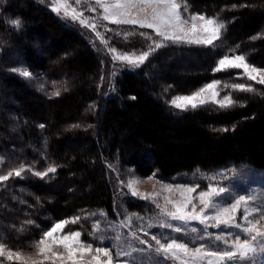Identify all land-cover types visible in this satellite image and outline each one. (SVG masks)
I'll return each instance as SVG.
<instances>
[{"label":"trees","instance_id":"trees-1","mask_svg":"<svg viewBox=\"0 0 264 264\" xmlns=\"http://www.w3.org/2000/svg\"><path fill=\"white\" fill-rule=\"evenodd\" d=\"M185 1L225 22L217 43L163 44L139 70L122 72L115 81V93L102 98L100 60L79 32L35 0H0V126H5L0 129V152L3 155L13 148L14 137L21 134L29 155L39 153L38 149L50 154L49 160L31 158L34 171L56 168L50 180H14L23 192L12 191L10 180L3 182L0 231L8 233L3 239L8 244L30 247L52 223L84 210L103 211L116 219L118 202L110 178L113 163L121 171L129 167L142 177L158 173L164 178L228 164L264 169V87L235 92V104L230 107L207 104L174 113L168 109L160 80L152 77L154 67L172 53H180L178 58L189 53L202 61L201 70L177 79L179 93L214 79L234 84L233 77L239 80L236 72L214 71L219 59L233 52L264 67V0ZM17 19L22 27L11 23ZM128 30L109 25L106 36L111 47L144 52L152 41H159L150 31L134 29L128 35ZM37 40L44 55L32 46ZM21 65L52 82L50 90L57 91L58 97L43 99L25 91L28 83L14 73ZM32 98L48 107L35 106ZM15 100L22 102V109L18 110ZM9 122L20 124L19 133L7 131ZM13 151L3 157L4 164H15L14 155L9 156ZM52 188L55 192L46 198ZM124 206L131 212L142 208L134 201H125ZM91 218L82 221L88 234L92 233Z\"/></svg>","mask_w":264,"mask_h":264},{"label":"rangeland","instance_id":"rangeland-1","mask_svg":"<svg viewBox=\"0 0 264 264\" xmlns=\"http://www.w3.org/2000/svg\"><path fill=\"white\" fill-rule=\"evenodd\" d=\"M35 1L42 7L52 12V14L63 24L79 32V34L83 36L85 40L90 44V46L98 56L102 66V79L100 86V94L102 98L109 97L115 93V81L122 72L127 70H139L144 64L147 63L153 53L151 52L145 63L139 65L138 67L127 63V61L114 59V56H120L124 54L130 56L132 54H135L136 56H139L143 52L120 51L115 48V53L110 51V49H112L113 47H111L110 45L111 42L107 38L106 32L109 25L115 24H111L108 21H104L102 19L103 9L96 4L95 0H61V3L63 5H66L67 7H61L59 12L53 10V8L57 6V0ZM107 2L111 3L112 0H107ZM177 2L181 4L180 11L182 17L185 19L189 18L193 14H203L208 18H216L218 21L225 24V22L222 21L219 17L208 16L203 11H199L198 8H195L194 6L190 5L185 0H177ZM137 11L138 10H133V15H136ZM148 11L150 18L151 10L149 9ZM73 12H75V14L79 17L78 19H72ZM137 18L143 19L145 17L141 14ZM80 19H86L89 24L94 23L96 25V30L93 31L90 27L82 25L80 23ZM200 23V21H196L197 25H199ZM116 26L129 27L130 30L127 31V34L130 33L129 31H133L134 29H141L138 26L133 25ZM184 28L186 31H191V21H189L188 24H185ZM144 30L150 31L151 34L157 37V39L163 44L172 43L185 44L190 46H206L203 44L198 45L162 41V38L156 36L155 32L152 29L145 28ZM97 32L100 33V36H97ZM196 35L203 38L207 36V33H204L198 29ZM50 37H53V34H51ZM218 40H214L213 44L217 43ZM102 41H106L107 44ZM32 46L39 54L44 55L46 53L45 50L42 49L43 46L40 40H37ZM150 46H154V41L149 44L148 48L145 51H149ZM179 54L180 53H172L168 58L166 57L164 59H161L159 66L157 65L154 67V73L152 74L153 78L160 80L162 87L161 92L163 96L166 97V104L168 106V109L172 110V112L174 113H181L183 111L172 106L171 100L173 98L180 95H191L195 91H198L202 87H205L208 83L219 81V84L216 88V91L218 92V95L216 97L217 102H213L211 94L208 93L206 94L207 102L204 105L213 104L218 107H220L218 102L224 101L225 97L231 98L233 100L232 105L235 104L234 102L237 96H235L234 93L237 92L238 94L242 91L233 88L232 85L242 84L245 85L246 88L250 87L252 89L251 91L256 90V87H264V85L257 82L259 80V76H257V80H249L247 76L243 73L242 69H226L216 72L222 74L223 72L234 71L237 73L236 75L238 76L239 80L233 77L234 84H228V79H226L225 81L222 80V82L219 79H214L191 92L179 93L180 87L177 82V79L185 76L187 73L191 72L194 69H202V61L198 57L189 53H185L183 54V57L178 58L177 55ZM236 54L238 53L233 52L232 54H228L225 56L231 58ZM217 65L218 63L216 64L215 68L217 67ZM250 66H255L258 69L264 70V67H258L253 64H250ZM24 71H27L29 75L24 76L22 74V72ZM14 73L28 83V85L25 87V91H33L35 94L38 95V97H41L43 99L45 98V96L55 98L58 97L55 94L57 93V91L50 90L51 85H54L52 84V82L50 84L49 81H43V77H41L40 75L39 77L33 75L29 71V69L24 65L17 66L14 69ZM12 100L13 98H10V101ZM30 100L35 106H38L40 108L41 105L44 108L48 107V105L45 106L43 103L41 104V101L39 99L32 98ZM7 101H9V99ZM14 102L15 106L17 105L18 110L23 108L21 101L17 102L15 100ZM189 109L191 108L189 107L188 110ZM89 111H92L93 113L96 112V110L92 108L91 110L89 109ZM9 123L10 124L7 131L19 133L16 128L19 129L20 124L11 122ZM2 126H0V129H5V126H3L4 128ZM14 138L15 139H13V143L16 142V145L13 148L10 147V149H6L3 155L0 152V175H7L10 171L14 173V170L18 169L21 165H23L25 168V171L20 177H16L13 174L8 179L11 181L9 186L11 187L12 191H15L16 193L23 192L22 190L18 189L19 182L15 183L14 180L27 181L32 180L34 178L41 180L52 179V176L49 177L50 173L47 176H44L43 178L35 175L34 173L37 171H34L31 166L33 163H35V160L31 161V158L35 156H42L40 157V160H49L50 154L42 152V149H38L39 153H37V151H33L34 153L32 155H29V152L24 149L26 144H24V139L21 134H17ZM13 149L15 151H13ZM11 150L13 151V154L9 156L14 155L13 161L15 164L6 165L3 163V157L6 156V154H9ZM47 168L48 166H43L41 168L42 170L38 172H44L47 170ZM28 169L31 170L29 171ZM110 178L112 179L116 200L118 202V211L116 219L108 218L106 213H104L103 211L84 210L77 212L76 215H73L69 218H64L57 221L61 222L68 220L69 223L63 229L64 233H68L70 231H79L82 233V241L90 242L93 244V251L91 253L86 254L82 258L77 257L78 260H82L83 262H85V264H88V262H90V264H95V261H93L92 257L93 255H95L94 249L97 246L109 248L113 256V264H178V262L173 261L171 259H165L162 255L155 251V241L151 239L153 235H156L157 238H161L162 242L164 240H170L175 238L179 242L188 243L189 247L193 249L200 246H206L212 250H216L217 247L221 249L225 248V245L220 241H216L215 237L217 235H224L226 238L229 239V242H231L232 235L239 233L238 229L225 228L224 225H220L219 227H213V221H208L206 225L201 223L199 220H172L170 217L162 213V208H167L170 211L174 210L172 204L166 203L165 198L171 200L173 203L182 204L185 202V199L184 197H182L180 188L178 186L196 188V191L191 194L193 197L192 204H189L186 209L188 213H191L193 204L196 206L197 213L200 212L203 206L200 204L198 199H195V197H198L201 191L207 190L209 184L218 187H225L228 196L214 197L213 199L215 203V208L207 209L205 211L206 215H215L216 208L230 206V204L234 203L235 199L239 196H246L250 198V207L264 208V169H257L249 165L237 166L233 164H228L222 167L212 168L208 170L198 169L191 173H180L164 178L158 173H153L150 176L142 177L136 174L133 169L129 167H125L124 170L121 171L119 169L118 163H113L110 168ZM132 180L139 181L134 185L135 189L139 193L148 195L150 197L149 199H141L138 196L134 197L131 195V191L129 190L127 185L129 181ZM3 182L5 181H0V189H2V187L4 186L2 185ZM58 186H61V183H59ZM168 186L172 187L173 190L171 192L166 191V188ZM7 188L9 187H5V189ZM54 192V188L48 190L46 192V198H50ZM46 198L44 199L46 200ZM125 201L137 202L141 205L142 208L140 211H128L124 206ZM157 204H159L160 207H157ZM260 215H264V212L253 213L250 219H258ZM74 217H80L79 221L76 223H72L71 220ZM89 217H92L91 219H93V223L92 233L88 234L86 232L85 226H83L82 221L83 219ZM235 219L237 223H243V204L240 206V209L238 210ZM57 222L52 223L49 228L43 230L36 240L41 237L44 231L50 229ZM149 225H151V227H149ZM176 227L180 228L179 232H176L174 230ZM260 227L264 228V220L260 221ZM97 228L98 230L94 231V229ZM145 233H147V235H145ZM7 234L8 233L6 231L4 232V234H2V232L0 231V238L4 239V235ZM59 235L60 233L57 234V237ZM141 240L146 241L147 243L141 244ZM32 245L30 247L25 246L20 248L13 247V245L7 243L6 249L11 250L13 252L18 251L20 259L14 258L13 260L9 261L6 255H3L0 256V264H53L54 257L52 253H61L66 256V253L63 252V249L59 245H56L52 248L51 252L45 254L47 256L46 259L45 255L40 254L39 248ZM149 245H151V247H149ZM120 251L129 252L131 253V255L117 257L115 254ZM99 259L102 261L107 260V258L104 256H100ZM54 264H69V262L66 260H55ZM252 264H264V253L258 254Z\"/></svg>","mask_w":264,"mask_h":264},{"label":"snow or ice","instance_id":"snow-or-ice-1","mask_svg":"<svg viewBox=\"0 0 264 264\" xmlns=\"http://www.w3.org/2000/svg\"><path fill=\"white\" fill-rule=\"evenodd\" d=\"M96 4L103 9L102 19L115 25H133L138 26L141 29H152L156 36L161 37L162 41H171L173 43H187V44H203L212 45L214 40L220 39L225 24L218 21L216 18H208L203 14H193L189 18L185 19L181 14V4L177 0H112L111 3L107 0H95ZM61 7H67L61 3V0H57V6L53 8L54 11L59 12ZM150 18H149V11ZM94 10V9H93ZM133 10H138L136 15H133ZM186 11V6H185ZM67 14V13H65ZM145 18H137L140 15ZM79 17L73 12L72 19H78ZM191 21V31H186L185 24ZM196 21H200L199 25ZM17 28L22 27V22L17 19L11 21ZM80 23L86 27H90L93 31L96 30V25L89 24L86 19H80ZM207 33L206 37L197 36V30ZM100 36V33H96ZM128 35H131L129 33ZM147 39H151L147 33H141ZM107 44L106 41H102ZM163 43L160 41L154 42V46H150L149 51H145L139 56L135 54L114 56V59L127 61V63L138 67L145 63L151 52L163 47ZM115 53V49H110ZM226 69H242L243 73L249 80H257L258 83L264 85V70L258 69L255 66H250V63L246 60L244 54H236L233 57L224 56L219 59L217 67L214 71H222ZM24 76H28L27 71L22 72ZM219 81L208 83L205 87H202L198 91H195L191 95L176 96L171 100L172 106L181 111H186L190 107L196 109L198 106H202L207 102L206 94L210 93L213 102L216 101L218 92L216 91ZM233 88L241 91H251L250 87H245L242 84L232 85ZM59 95V93H55ZM220 107L231 106L233 100L229 97H225L224 101L218 102ZM29 171L31 169H28ZM25 171L23 165L13 172H8L7 175H0V181H7L13 174L16 177H20ZM55 167H48L44 172H35L34 174L43 178L49 173H55ZM137 180L129 181L127 187L131 191V195L140 197L141 199H149L146 194L139 193L134 185L138 183ZM181 191L182 197H184V203H173L171 200L165 198L166 203L172 204L174 210H168L162 208L161 211L164 215L170 217L172 220H199L201 223L206 224L208 221H213V227H219L224 225L225 228H236L239 233L233 234L231 242L224 235H217L216 241H220L225 245V248L221 249L217 247L216 250H212L206 246H200L196 248H190L188 243L179 242L173 238L170 240H164L157 238L156 235L151 237L155 241V251L162 255L165 259H171L178 262V264H252L255 257L258 254L264 253V228L260 227V221L264 220V215H260L258 219H250L253 213L264 212V208L250 207V198L246 196H239L235 199L234 203H231L228 207L216 208L215 215H206L205 211L209 208H215L214 197L228 196L226 188L223 186H215L209 184L207 190L201 191L198 197L200 204L203 206L199 213H197L196 206L193 204L191 213L186 211L189 204H192V193L196 191L195 187L178 186ZM173 189L171 186L166 188V191L171 192ZM243 204V223L236 222V214ZM157 207H160L157 204ZM80 217L72 218L71 222H78ZM69 223L68 220L55 223L50 229L44 231L41 237L33 242L32 246L39 248L40 254L45 255L51 252L52 248L59 245L66 256L61 253H52L54 260L68 261L69 264H85L82 260H78L77 257L82 258L86 254L93 251V244L81 240L82 233L79 231H70L64 233L63 229ZM151 227V225H149ZM98 230L97 229H94ZM176 232L180 231L179 227L174 229ZM60 235L57 237V234ZM242 234V235H241ZM147 235V233H145ZM6 241L0 238V256L6 255L9 261L20 259L19 252H13L6 249ZM141 244L147 243L141 240ZM151 247V245H149ZM95 255L92 259L95 264H113V256L108 247L97 246L94 249ZM117 257L131 255L129 252L120 251L115 254ZM100 256L107 258L106 261L99 259ZM47 259V256L45 255ZM90 264V262H88Z\"/></svg>","mask_w":264,"mask_h":264}]
</instances>
